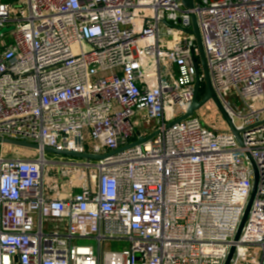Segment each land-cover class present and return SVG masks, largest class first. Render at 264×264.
Instances as JSON below:
<instances>
[{"label":"built area","instance_id":"obj_1","mask_svg":"<svg viewBox=\"0 0 264 264\" xmlns=\"http://www.w3.org/2000/svg\"><path fill=\"white\" fill-rule=\"evenodd\" d=\"M192 15L243 146L197 114L173 124ZM0 138L38 146L0 143V264H225L233 245L230 264H264V0H0Z\"/></svg>","mask_w":264,"mask_h":264},{"label":"water","instance_id":"obj_2","mask_svg":"<svg viewBox=\"0 0 264 264\" xmlns=\"http://www.w3.org/2000/svg\"><path fill=\"white\" fill-rule=\"evenodd\" d=\"M182 3L186 8L191 9V8H193L194 0H182ZM196 21H197L196 16L192 15V18H191L192 29L185 31L186 33L194 35L195 40H196V47H197V54L195 51H193V56H192L193 65L196 69V81H195V84L193 87V92H192L194 96H193L192 104H191L190 108L188 109V111L184 115H182L181 117L177 118L173 122V124L192 117L207 102L211 101L214 104V106L216 107V109L218 110L219 114L222 116V118L225 121L230 132L232 134H234L238 143L241 146H243V139L241 136L242 131L239 130L234 125L230 114L225 109L224 105L222 104L221 100L219 99L217 93L215 92V90L213 88L210 73H209V67L207 64L206 55H205V51H204V46L202 43L201 33L199 30L198 22H196ZM202 80L205 83V87H206L205 92L206 93H204V95L202 97H199L198 92L200 91V85H201ZM149 138H151V136L146 137V138H141L137 142H135V144L145 142ZM0 143L8 144V145L12 144V146H16V147H20V148H28V149H34V150L38 149L37 145L32 144V143H28L26 141H16V140H11V139L0 138ZM132 145L133 144L129 145L128 147H130ZM45 151L50 152V153H55L57 155H65V156L78 158V159H82V160L83 159H85V160H99V159H102L105 157V155H95V154H89V153H83L82 154V153H75V152H69V151H57L53 148H45ZM248 157L252 163V167H253V171H254L253 189H252V194H251V197L249 199V202H248L246 211L244 213V216H243V218H241L242 221H241L240 226L238 228V231L236 233V236L234 239L235 242H237L240 238L242 228H243V226L247 220L251 205L253 203L254 197L256 195V192H257V189L259 186L258 168H257L255 162L253 161V159L251 158V156L248 155ZM234 252H235V245H233L231 247L225 264H230L234 254H235Z\"/></svg>","mask_w":264,"mask_h":264},{"label":"rangeland","instance_id":"obj_3","mask_svg":"<svg viewBox=\"0 0 264 264\" xmlns=\"http://www.w3.org/2000/svg\"><path fill=\"white\" fill-rule=\"evenodd\" d=\"M4 31H6V29H4ZM205 88H206L205 83L202 80L201 85H200V91L198 92L199 97H202L204 95V93H206ZM225 99L237 112L242 111L243 105H242L241 101H239V99L234 95L233 90H230L228 93H226ZM209 109H211V111L207 112ZM196 114H197V116H199L201 118L202 123L204 125H206L209 129L226 131L228 128L225 121L223 120L222 116H220L218 110L216 109V107L214 106V104L211 101L207 102L199 111L196 112ZM3 146H4L5 153H11L12 154V152L21 151V153H23V154L28 153V155L29 154H33V155L37 154L35 150L27 149V148L14 147V146H12V144L11 145L7 144V145H3ZM47 157L51 158V159L60 158L59 155H57L55 153H50V152H47ZM75 160L81 161L82 159L75 158ZM46 225H47V223H46ZM77 243L78 244L95 245L93 240H87V239L78 240ZM125 246H126V243H124V242L123 243L111 242L107 245L106 249L118 250V249L124 248Z\"/></svg>","mask_w":264,"mask_h":264},{"label":"crops","instance_id":"obj_4","mask_svg":"<svg viewBox=\"0 0 264 264\" xmlns=\"http://www.w3.org/2000/svg\"><path fill=\"white\" fill-rule=\"evenodd\" d=\"M3 2H8V3H11V2H13V1H15V0H2ZM28 149V148H27ZM32 150H34V149H32ZM16 152H19L21 155H28V153H25V154H23V153H21V151H16ZM30 155V154H29ZM31 155H33V154H31Z\"/></svg>","mask_w":264,"mask_h":264},{"label":"trees","instance_id":"obj_5","mask_svg":"<svg viewBox=\"0 0 264 264\" xmlns=\"http://www.w3.org/2000/svg\"><path fill=\"white\" fill-rule=\"evenodd\" d=\"M116 243H119V242H116ZM116 245V244H115Z\"/></svg>","mask_w":264,"mask_h":264}]
</instances>
